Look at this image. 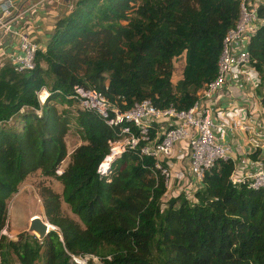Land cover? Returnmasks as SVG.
<instances>
[{
    "label": "trees",
    "instance_id": "16d2710c",
    "mask_svg": "<svg viewBox=\"0 0 264 264\" xmlns=\"http://www.w3.org/2000/svg\"><path fill=\"white\" fill-rule=\"evenodd\" d=\"M257 12L263 20L248 49L264 106V0ZM239 13V0H73L35 50L32 68L0 67V264H14L12 255L20 264H77L73 256L86 254L93 255L87 264H264V187L233 182L234 160L219 157L204 168L192 198L179 189L165 200L154 157L137 148L98 169L119 135L71 96L84 85L122 107L149 99L188 108L215 79L223 38ZM41 85L49 92L39 101ZM71 127L82 142L60 168ZM259 150L249 156L257 159ZM36 169L61 184L60 192L38 184L43 215L55 228L19 247L1 231L5 202Z\"/></svg>",
    "mask_w": 264,
    "mask_h": 264
},
{
    "label": "built area",
    "instance_id": "2783aa9c",
    "mask_svg": "<svg viewBox=\"0 0 264 264\" xmlns=\"http://www.w3.org/2000/svg\"><path fill=\"white\" fill-rule=\"evenodd\" d=\"M22 1L24 0H0V28L7 29L9 23L16 21L23 14L18 11V4ZM239 1V17L223 38L217 75L198 91L197 99L188 108H177L173 104L157 107L149 99L134 101L128 107H122L94 88L75 85L71 96L77 99L79 107L97 112L119 135L109 140V152L100 163L99 170L105 168L111 157L126 149L137 148L141 154L154 157L155 167L164 176L168 190L176 180V177L172 176L168 158L177 148L188 157L191 173L198 179H201L203 169L211 165L214 159L231 158L235 161L234 170L230 175L233 182H247L249 186L264 187V165L250 171L239 168L232 146L215 133L217 129H240L247 134L250 149H254L264 142V115L256 113L248 119L245 114H241L231 120L215 121L211 109L213 95L227 83L229 74L238 73L233 77L257 85L253 75L257 71L252 65L248 42L263 20L257 12L258 4L262 0ZM41 2L42 0H37L30 3L25 11L33 9ZM16 36L18 53L14 58V69L32 68L37 45L23 28L16 32ZM48 92L47 87L41 85L36 91L38 100L42 101ZM155 124H158V129L153 137L151 129ZM158 136L160 138L157 139ZM164 160L166 165L163 164ZM59 171L60 168H57L56 172ZM91 257L93 258V255L86 254L73 256V259L77 264H87Z\"/></svg>",
    "mask_w": 264,
    "mask_h": 264
},
{
    "label": "crops",
    "instance_id": "0c3cea01",
    "mask_svg": "<svg viewBox=\"0 0 264 264\" xmlns=\"http://www.w3.org/2000/svg\"><path fill=\"white\" fill-rule=\"evenodd\" d=\"M36 1H22L18 4V11H22L23 14L16 21L9 23L7 29L0 28V67L14 64V58L18 53L16 32L20 28L28 32L38 48H43L55 19L68 11L73 0H42L33 9L25 11L30 3ZM235 74H229L227 83L211 99L212 115L215 121L231 120L241 114H245L248 119L256 113L264 115V106L259 102L256 94L257 85L233 77ZM253 75L258 84L260 80L258 73L254 72ZM215 133L232 146L239 168L250 171L264 165V142L254 147V149L259 148L260 152L257 159H252L249 156L250 145L245 132L229 128L225 131L217 129ZM168 161L172 173L176 174L177 187L175 188L184 189L186 195L192 198L193 188L200 184V179L191 173L188 157L175 148Z\"/></svg>",
    "mask_w": 264,
    "mask_h": 264
},
{
    "label": "rangeland",
    "instance_id": "374dc122",
    "mask_svg": "<svg viewBox=\"0 0 264 264\" xmlns=\"http://www.w3.org/2000/svg\"><path fill=\"white\" fill-rule=\"evenodd\" d=\"M173 63L174 71L172 75V81L174 82L181 75V69L183 65L182 57L180 56L179 58L174 59ZM64 141L65 148H67V156L61 160L59 165L60 168L69 161V153L72 151V149L82 142L74 127H71L69 132L65 134ZM184 175L186 174L184 173ZM172 176L176 177V174L172 173ZM41 182L50 185L58 192L61 190V184L59 181H57L54 177L42 174L39 169H36L28 173L18 183L16 191L11 193L6 199V218L5 224L1 231L9 239L18 241L19 247H21L23 241L33 242L35 240L38 241L41 239L35 233L27 230L29 217L31 215L38 214L41 217H44L40 197L38 195V184ZM173 184L174 185L167 190V193L164 196L165 200L178 192V188H175L177 187L176 180ZM61 207L63 211L74 215L65 202L61 201ZM12 257L14 264H20L14 255H12ZM33 264H39V261L35 260Z\"/></svg>",
    "mask_w": 264,
    "mask_h": 264
},
{
    "label": "water",
    "instance_id": "95a60500",
    "mask_svg": "<svg viewBox=\"0 0 264 264\" xmlns=\"http://www.w3.org/2000/svg\"><path fill=\"white\" fill-rule=\"evenodd\" d=\"M54 228V225L45 217H41L38 214H33L29 217L27 230L35 233L39 238H42L50 229Z\"/></svg>",
    "mask_w": 264,
    "mask_h": 264
},
{
    "label": "bare ground",
    "instance_id": "6f19581e",
    "mask_svg": "<svg viewBox=\"0 0 264 264\" xmlns=\"http://www.w3.org/2000/svg\"><path fill=\"white\" fill-rule=\"evenodd\" d=\"M43 95V94H42Z\"/></svg>",
    "mask_w": 264,
    "mask_h": 264
}]
</instances>
